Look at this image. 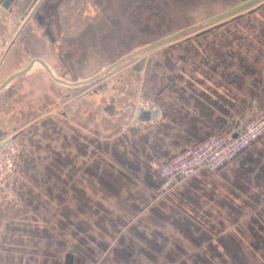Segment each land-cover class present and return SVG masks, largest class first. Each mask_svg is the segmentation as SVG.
I'll return each mask as SVG.
<instances>
[{"label": "crops", "instance_id": "crops-1", "mask_svg": "<svg viewBox=\"0 0 264 264\" xmlns=\"http://www.w3.org/2000/svg\"><path fill=\"white\" fill-rule=\"evenodd\" d=\"M69 1L44 24L0 0V86L25 71L0 90V264H264V137L155 194L171 157L264 116V0L110 71L162 38L117 44L132 25Z\"/></svg>", "mask_w": 264, "mask_h": 264}, {"label": "rangeland", "instance_id": "rangeland-1", "mask_svg": "<svg viewBox=\"0 0 264 264\" xmlns=\"http://www.w3.org/2000/svg\"><path fill=\"white\" fill-rule=\"evenodd\" d=\"M42 1L44 5L39 7L45 9L43 12L46 20L41 21L44 24L65 22L64 16L59 21L58 8L62 11L60 14L72 13L65 11V4H71L70 1ZM73 2L74 6L70 7L76 8L72 16H68L70 22L132 25L130 31H124L123 36L117 37V44L121 42L135 44L144 38L149 41L163 39L239 5V1L235 0H73ZM31 20L33 23L38 22L37 18Z\"/></svg>", "mask_w": 264, "mask_h": 264}, {"label": "built area", "instance_id": "built-area-1", "mask_svg": "<svg viewBox=\"0 0 264 264\" xmlns=\"http://www.w3.org/2000/svg\"><path fill=\"white\" fill-rule=\"evenodd\" d=\"M235 132L217 133L196 145L185 147L160 166L161 183L157 197L167 196L175 187L202 169L217 172L245 149L264 137V116L245 122Z\"/></svg>", "mask_w": 264, "mask_h": 264}, {"label": "water", "instance_id": "water-1", "mask_svg": "<svg viewBox=\"0 0 264 264\" xmlns=\"http://www.w3.org/2000/svg\"><path fill=\"white\" fill-rule=\"evenodd\" d=\"M259 1H261V0H248V1L244 2V3H241V4L237 5V6L231 8V9L225 11V12H223V13H220V14L214 16V17H211V18L208 19V20H205V21H203V22H201V23H198V24H196V25H193V26H190V27H188V28H186V29H183V30H181V31H179V32H177V33H175V34H172V35H170V36H167V37H165V38H163V39H161V40H159V41H157V42H154V43H152V44H150V45H148V46H146V47H144V48H142V49L136 51V52L133 53V54L128 55L127 57H125L124 59H122V60H120L119 62H117L116 64H114L112 67H110L107 71H110V70L113 69L115 66L120 65V64L123 63L124 61H128L129 59H131V58H133V57L140 56V55H142V54H144V53L150 51L151 49H154V48H156V47H158V46H160V45H163V44H165V43H168V42H170V41H173V40H175V39H178V38H180V37H182V36H185V35H187V34L193 32V31H195V30H197V29H200V28H202V27H204V26H207V25H209V24L215 23V22H217V21H219V20H221V19H223V18H225V17H227V16H229V15H232V14L237 13L238 11H240V10H242V9H245V8H247V7H249V6H252L253 4H255V3L259 2ZM5 6H8V5L6 4ZM144 62H145V58H142L141 61H140V63L137 65V66H138V69H137V70H140V66H141V64L144 63ZM47 69H48V68H47ZM48 70H49V69H48ZM49 71H50V70H49ZM23 73H25V71H22V72H19V73H16V74L12 75L8 80H6V81L0 86V90H1V89H2L7 83H9L12 79H14L15 77H17L18 75H21V74H23ZM104 73H105V72H104ZM236 135H237V132L234 134V136H236ZM10 142H11V139H7V140L1 142V143H0V149H2L3 147H5V146H6L7 144H9Z\"/></svg>", "mask_w": 264, "mask_h": 264}, {"label": "flooded vegetation", "instance_id": "flooded-vegetation-1", "mask_svg": "<svg viewBox=\"0 0 264 264\" xmlns=\"http://www.w3.org/2000/svg\"><path fill=\"white\" fill-rule=\"evenodd\" d=\"M5 141V140H4ZM3 142V141H2Z\"/></svg>", "mask_w": 264, "mask_h": 264}]
</instances>
